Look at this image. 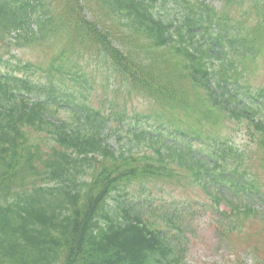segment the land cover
Instances as JSON below:
<instances>
[{"label": "trees", "instance_id": "16d2710c", "mask_svg": "<svg viewBox=\"0 0 264 264\" xmlns=\"http://www.w3.org/2000/svg\"><path fill=\"white\" fill-rule=\"evenodd\" d=\"M0 67V264H186L196 203L156 183L200 188L221 240L264 264V0H0ZM100 84H119L107 113Z\"/></svg>", "mask_w": 264, "mask_h": 264}, {"label": "rangeland", "instance_id": "374dc122", "mask_svg": "<svg viewBox=\"0 0 264 264\" xmlns=\"http://www.w3.org/2000/svg\"><path fill=\"white\" fill-rule=\"evenodd\" d=\"M213 3L215 6H219L218 0H207ZM21 48L15 51L18 57L24 60L36 61L40 57V52L36 49H25ZM95 67V64L90 62L88 68ZM264 83V69H262L254 79L253 85ZM87 95V94H86ZM108 96L112 97L110 88L104 92L100 86H97L93 91V101L95 106H99V102H108ZM89 98V97H88ZM88 100V99H87ZM145 108V104L137 98H132L126 103V109L131 111H141ZM136 109V110H133ZM66 115V114H65ZM61 113V116H65ZM228 128L224 131L223 135L230 138V141L238 146L250 149L252 143L247 137L245 131L235 123L228 124ZM111 140H115L114 136H111ZM118 146V142H116ZM253 168L259 173L261 169L256 166L254 161ZM263 181V179H262ZM157 186H161L162 189L154 188L153 193L165 196L169 201L175 200L179 202L183 199L189 200L196 203L192 213H196L191 219L189 225L185 226L183 243L185 246V262L187 264H233L237 255L243 259L246 264L252 263L251 255H247L243 251L234 254L228 247L224 240H221L219 233V227L215 222L213 213L208 210V204L210 200L207 199L200 189L188 188V192H183L181 187L178 185L169 186L166 184L157 183ZM157 189L159 191H157ZM189 197L186 198V196ZM255 208L264 210V204L259 201H254Z\"/></svg>", "mask_w": 264, "mask_h": 264}]
</instances>
